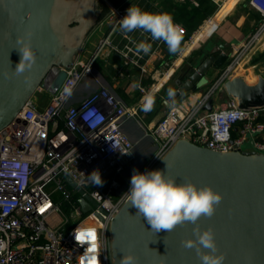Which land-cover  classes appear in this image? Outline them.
I'll return each mask as SVG.
<instances>
[{
  "label": "built area",
  "instance_id": "obj_1",
  "mask_svg": "<svg viewBox=\"0 0 264 264\" xmlns=\"http://www.w3.org/2000/svg\"><path fill=\"white\" fill-rule=\"evenodd\" d=\"M174 1L179 5H199L197 0ZM211 1L217 13L226 0ZM246 1L261 20L255 33L241 43L239 50L236 47L232 51V56L236 53L232 63L199 99H191L193 94L182 96L146 128L142 115L145 98H154L162 90L164 76L178 69L179 59L193 49L196 35L213 16L190 35L183 24L176 23L182 29V51L177 57L164 58L158 80L145 84L141 81L148 73L149 61L155 56L163 57L162 51L168 46L152 40L149 33L121 31L119 20L127 9L137 5L146 10V4L139 1L110 7L105 18L110 29L89 58H78L68 68L58 65L67 73L60 88L50 93L39 85L17 115L0 129V264H89L84 247L74 239L78 226L97 229L102 243L100 264H112L107 226L127 201L129 171L138 157L136 143L123 129L128 121H137L143 136L154 143L153 155L141 173L150 171L161 160L156 155L163 158L180 139L217 152L253 150L264 155V108L244 110L234 103L231 108H204L264 37V0ZM146 2L159 7L152 0ZM141 41L151 44L150 51H137ZM112 55L121 58L122 67L141 70L136 103L126 104L96 74L97 64ZM89 78L94 79L98 89L74 103L77 91ZM52 79L49 75L46 84ZM65 87H70V93H65ZM97 170L102 185L93 184L88 177ZM66 177L98 206L84 213L79 203L81 196L66 183ZM56 194L70 204L69 213L61 202L54 201Z\"/></svg>",
  "mask_w": 264,
  "mask_h": 264
},
{
  "label": "water",
  "instance_id": "obj_2",
  "mask_svg": "<svg viewBox=\"0 0 264 264\" xmlns=\"http://www.w3.org/2000/svg\"><path fill=\"white\" fill-rule=\"evenodd\" d=\"M100 0H0V129L21 110L39 85L55 93L64 82L73 62L72 52L78 50L73 26L89 22ZM104 1L109 8L115 6ZM90 23V22H89ZM80 29L82 41L92 30ZM31 33L36 63L30 71L13 75L21 59L16 40ZM230 44L203 51L198 60H191L178 71L172 97L164 103L170 109L192 92L208 84L212 70H222L230 59ZM214 73V72H213ZM53 79L46 84V78ZM25 76L29 82H25ZM221 95V96H219ZM221 98L228 108L233 103L244 110L264 108V76L250 81L233 73L205 104L213 110ZM151 170H161L176 177L177 182L190 179L198 186L211 185L223 194V201L211 218H201L199 227H211L220 252L226 254L224 264H264V155L253 150L217 152L180 139ZM150 170V171H151ZM66 183L80 196L84 213L97 207L89 195L70 177ZM126 201L107 226L109 255L112 264H119L124 253L132 252L138 264H201L195 250L182 247L181 241L195 238V225L186 223L171 232L151 231L147 221Z\"/></svg>",
  "mask_w": 264,
  "mask_h": 264
},
{
  "label": "clouds",
  "instance_id": "obj_3",
  "mask_svg": "<svg viewBox=\"0 0 264 264\" xmlns=\"http://www.w3.org/2000/svg\"><path fill=\"white\" fill-rule=\"evenodd\" d=\"M119 25L125 34L135 31L149 33L152 40L163 41L170 53L182 51L180 48L182 29L167 12L153 13L137 5H131L126 15L119 20ZM16 44L21 59L13 75L20 76L33 68L37 57L31 45V33L18 37ZM136 48L138 52L147 53L151 49V44L141 41ZM25 82H29V77L25 76ZM135 86L140 87V84L137 83ZM64 91L70 93L71 89L65 87ZM172 96L173 93L170 90L169 97ZM153 105L154 98L148 96L142 104V109L146 112L150 111ZM156 156L165 160L159 155ZM88 177L93 184H103L98 170L93 171ZM126 200L137 210L136 215L142 216L150 225L151 231L155 233L162 230L171 232L177 226L192 223L195 225L193 228L195 238L182 240V247L188 250L194 249L201 264H224L226 254L220 252L214 230L211 227L202 230L198 224L202 217L211 219L223 201V194L213 189L211 185L198 186L190 179H182L178 183L176 177L169 176L161 170L143 173L133 170ZM73 235L76 244L84 247L85 256L89 257V264H100L102 243L97 229L78 226ZM119 264H138L137 257L132 252H126Z\"/></svg>",
  "mask_w": 264,
  "mask_h": 264
},
{
  "label": "crops",
  "instance_id": "obj_4",
  "mask_svg": "<svg viewBox=\"0 0 264 264\" xmlns=\"http://www.w3.org/2000/svg\"><path fill=\"white\" fill-rule=\"evenodd\" d=\"M109 1L114 5H121L124 3H132L133 4L135 2L139 3V1H140L141 4H146V11L158 13V12H164L162 10V4H164V2L166 0H152L153 2H157L159 4V7L156 5H153L152 2H151L152 4L149 2H146V0H109ZM172 1H174V0H172ZM232 1L233 0H230L229 2L233 3ZM174 3H175V1H174ZM212 5L214 6L213 3H212ZM228 7H229V4L225 8L227 9ZM209 8L211 9L210 4H209ZM169 10H171V8H169ZM250 10H251V13H250V15H248L247 12L239 9L235 15H233L234 13L232 14L233 15L232 19H231V17H228L230 14L224 16V15H220V14L216 15V13L214 12L211 15L213 17H215V15H216V17L214 18V22L212 24V27L207 31L206 35L202 38V40L198 44L193 46V49L188 54L184 55V57L179 59L180 65H179L178 69L173 74H171L169 76H164L163 88L154 97L153 109L156 113L154 114V117L152 118V120L149 123H147L148 121L146 122V120L148 119V116H146V117L144 116V118H143L144 123L147 124V125H145L146 127L153 126L157 122V120L163 115V113L166 110H168V108L166 107V105L164 103V99H166V97H167L166 92L169 93V91L174 88V80L176 79V77L178 75V71L180 69H183L186 64H189L191 60H193V61L198 60L199 55L203 51H211L215 47H217L218 45H224L226 43H229L230 48L228 49V52H230L231 56H230V59H229L227 65L224 67V69L228 66V64L232 63V61L235 57V54H236V53H234V55L232 56V51L236 50L238 43L239 44L243 43V41H245L246 37L248 38V35H250L251 32L253 33V31H255L256 27L260 23V20H261L260 17L251 8H250ZM94 12H96L97 14H93V16H91L89 18V22L92 24L93 28L82 41H80V38L78 35L80 33V29H83V28L88 29V26H90V23L88 21H84L83 23H79V24H76L73 26V28H74L73 35H74L76 41L78 42V50L76 52H74V51L72 52L73 61L77 60L78 58H81L84 60L88 59L89 56L94 51L97 42L110 29V26H111L110 22L105 21V18L107 17V15L110 12L109 6L104 1L100 0L96 3V7L94 9ZM172 14H174V13H172ZM253 15L255 16V18L253 17ZM205 20L206 19H204L203 22ZM226 20H227V22L224 23ZM179 21H180V19H179ZM175 23H180V22L175 21ZM97 29L99 32L97 31L96 34H98V35L94 41H92V40L90 41L91 48L87 51L85 49L86 44L89 41L90 37H92V35L96 32ZM242 34L244 35V37L240 41V37L242 36ZM238 36H239V38H238ZM180 48L181 49L183 48V43H182V46ZM256 48L259 50L264 48V37H262L259 40ZM178 53L179 52H177L175 54L170 53L169 50L167 49V50L162 51L163 57L155 56V57L151 58L148 65L146 66L148 73L145 74V77L142 79L141 82L145 83V84H150V83L158 80L157 77H159L160 73H162V70H163V63H162L163 59L164 58L177 57ZM252 57L250 59H248V57H246L245 60L242 63H240V66L238 67L239 71H241L243 73H250L251 74L250 69L253 68L256 72L255 75H263L264 76V72H263L264 69L261 71L259 70V72H258V68H260V64L259 65H257L258 63L255 64V62L252 61ZM251 61H252L251 66H248L249 62H251ZM245 65L248 66L247 69L244 68ZM224 69L212 70L211 73L208 75V78H207L209 81L208 84L199 92L197 91V92L189 93V94H193L191 99H193V98L199 99L203 93H206L207 91H209V89L214 85V82L223 73ZM261 69H262V66H261ZM96 74H98V76L102 79L103 84L106 85L107 87H109L126 104L129 105V104L136 103L138 101L139 92H138L137 87L135 85L140 82L141 77H142L141 76V70L139 68L122 67L121 66V58L117 55H112L109 59L102 60L97 64ZM97 89H98V85L96 84L94 79L93 78L87 79L86 82L77 91L75 99H74V103L79 102L82 98H84L85 96H87L90 93H93ZM219 96H221V95H219ZM42 98L44 100H46L45 96H42ZM220 101H221V98L219 97L217 100L218 104L216 105V107H225L224 105H221ZM156 117H157V120L156 121L153 120ZM152 121H154V122L151 123ZM131 124L135 125L136 127H138L141 130V128H140L141 126L137 121H128V122L123 124V129L129 135H131L130 134V130H131L130 125ZM141 132H142V130H141ZM152 146H153V144H152Z\"/></svg>",
  "mask_w": 264,
  "mask_h": 264
},
{
  "label": "trees",
  "instance_id": "obj_5",
  "mask_svg": "<svg viewBox=\"0 0 264 264\" xmlns=\"http://www.w3.org/2000/svg\"><path fill=\"white\" fill-rule=\"evenodd\" d=\"M197 2L199 5L193 6L191 3H185L179 5V4H175L174 1L172 0H166L164 4H162V10L164 12L171 14L173 20H175L176 22L182 23L186 27L188 31V35H190L203 24L204 19L210 17L216 10V6L212 5L211 0H197ZM209 4L211 6V9L209 8ZM169 8H171V10H169ZM182 43L183 42L181 41L180 47L182 46ZM155 113L156 112L154 111L153 107L147 113L142 111L143 116L145 117L148 116V119L146 120V122L148 121L147 123H149L152 120ZM54 201L56 203L61 202L62 208L67 213H69L70 204L66 201H61L60 195L56 194L54 196Z\"/></svg>",
  "mask_w": 264,
  "mask_h": 264
},
{
  "label": "rangeland",
  "instance_id": "obj_6",
  "mask_svg": "<svg viewBox=\"0 0 264 264\" xmlns=\"http://www.w3.org/2000/svg\"><path fill=\"white\" fill-rule=\"evenodd\" d=\"M239 9H241L242 11H245V12H247L248 13V15H250V13H251V10H250V7L247 5V1L246 0H241L238 4H237V6L235 7V9L230 13V15L228 16V17H231V19H232V17H233V15H235L237 12H238V10ZM246 9V10H245ZM234 13V14H233ZM233 14V15H232ZM232 15V16H231ZM253 17L255 18V16L253 15ZM227 22V20L224 22V23H226ZM223 23V24H224ZM222 24V25H223ZM97 31H98V29L96 30V32L92 35V37H90V39H89V41L87 42V44H86V47H85V49L88 51L90 48H91V44H90V41L92 40V41H94L95 39H96V37H97V35L98 34H96L97 33ZM99 32V31H98ZM255 33V31H253V33L251 32V34L250 35H248V38L246 37V39H245V41H243L244 43L249 39V37L250 36H252L253 34ZM243 37H244V35L242 34V36L240 37V41L243 39ZM238 38H239V36H238ZM90 44V45H89ZM243 44V43H242ZM240 45L241 44H239L238 43V46H237V50H239L240 49ZM86 51V52H87ZM253 56V57H252ZM246 57H248V59H250L251 57H252V61H254L255 62V64L256 63H258L257 65H259L260 64V68H258V72H259V70L261 71V70H263L264 69V48L263 49H261V50H259V49H257V48H254L253 50H250L248 53H247V56ZM252 61L251 62H249V65L248 66H251V64H252ZM261 66H262V69H261ZM250 71H251V76L253 77L254 75H255V70L253 69V68H251L250 69ZM264 72V71H263ZM256 76H258V75H256ZM37 96V95H36ZM153 120H157V117L155 118V119H153ZM154 121H152L151 123H153ZM145 125H147L146 123H145ZM130 128H131V130H130V134L131 135H129L131 138H132V140L136 143V152H137V154H138V157L140 156L141 157V159H140V161H139V163L136 165V167H135V170L136 171H139V172H141L145 167H146V165H147V163L149 162V160L151 159V157H152V155H153V151L151 150V149H149V147H153L152 146V144L154 145V143H153V141L150 139V138H147V139H143L144 138V136H143V132H144V130H143V128H141V130H142V132H141V130L138 128V127H136L135 125H130ZM144 128H146V126L144 127ZM142 162V163H141ZM132 176V175H131ZM131 178V177H130ZM91 223V222H90ZM92 228V227H91Z\"/></svg>",
  "mask_w": 264,
  "mask_h": 264
},
{
  "label": "bare ground",
  "instance_id": "obj_7",
  "mask_svg": "<svg viewBox=\"0 0 264 264\" xmlns=\"http://www.w3.org/2000/svg\"><path fill=\"white\" fill-rule=\"evenodd\" d=\"M230 0H226L225 1V3H224V5L220 8V10L216 13V15L217 14H220V15H229L234 9H235V7L237 6V4H238V1H240V0H233L232 2L233 3H231V2H229ZM229 4V7L226 9L225 7L227 6ZM216 15H215V17H216ZM215 17H212L210 20H208L207 21V23H206V25H205V27L203 28V31H201L200 33H198L197 35H196V37H195V42H194V44H193V46H195L196 44H198L201 40H202V38L206 35V33H207V31L212 27V24H213V22H214V18ZM235 73H240V74H242V75H244L246 78H248L250 81H254L256 78H257V76L256 75H254L253 77L251 76L252 74H250V73H243V72H241V71H239V68L235 71ZM144 140L145 139H147V138H143ZM149 149H151L153 152H154V148H151V147H149ZM140 159H141V157L139 156V157H137V159H136V161H135V164L132 166V168L130 169V171H129V175H132L133 174V170H135V167H136V165L139 163V161H140ZM142 163V162H141ZM132 171V172H131Z\"/></svg>",
  "mask_w": 264,
  "mask_h": 264
}]
</instances>
